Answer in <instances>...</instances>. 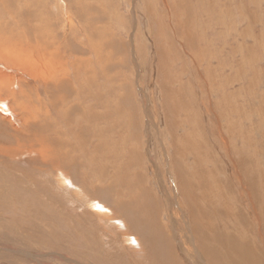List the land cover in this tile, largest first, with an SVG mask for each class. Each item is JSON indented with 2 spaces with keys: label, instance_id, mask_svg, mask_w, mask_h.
Returning <instances> with one entry per match:
<instances>
[{
  "label": "rangeland",
  "instance_id": "1",
  "mask_svg": "<svg viewBox=\"0 0 264 264\" xmlns=\"http://www.w3.org/2000/svg\"><path fill=\"white\" fill-rule=\"evenodd\" d=\"M0 29L65 70L0 61V264H264V0H0Z\"/></svg>",
  "mask_w": 264,
  "mask_h": 264
},
{
  "label": "bare ground",
  "instance_id": "2",
  "mask_svg": "<svg viewBox=\"0 0 264 264\" xmlns=\"http://www.w3.org/2000/svg\"><path fill=\"white\" fill-rule=\"evenodd\" d=\"M15 33H17V32H15ZM41 33L42 32H39V34L41 36H44ZM17 34L20 35L19 33H17ZM27 34H30V33H28V31H27ZM35 34L33 33V35H34L33 38H31V36H30L29 39L26 37L27 36L26 34H25L26 36L23 35V37H20L19 39H15L14 35H11L10 36V40H7V39L5 40V39L1 38V35H0V38H1V42H0V61L7 62L8 64L13 65V67L17 68L21 73L25 72L29 77L36 78L38 80L42 79V81L54 82V80L58 79V77H59L58 72L62 73V72H65V70L63 68L59 67V70L55 71L52 68L53 63H56V62H54L51 57L47 56V55H52V53L50 52L52 49L49 48V46L47 45L49 42L47 40V44L46 45L42 44L43 42L40 43L41 42L40 40H43V38L38 40V36L35 37ZM44 34H46V33H44ZM18 35H17V38H18ZM12 36L14 37L15 40H13V38L11 39ZM7 37H9V35ZM4 38H6V36ZM46 39H44V40H46ZM51 47H53V46H51ZM47 49L48 50L50 49L49 52L51 54H49L46 51ZM56 50H54L55 52L52 50L53 55H57L58 54L59 51L56 52ZM60 66L62 67L63 65H60ZM66 69H67V71L70 74L69 70L71 68L68 67ZM60 77H61V75H60ZM13 78L10 75H7L6 73H3L2 71H0V89H8V86H9L8 83H11ZM20 92L22 93L21 90H20ZM1 102H2V97L0 96V103ZM36 121H38V120H36ZM30 151H32V150H30ZM22 154H24V153H22ZM240 243H242V241ZM243 247H245V246L243 245ZM245 250H247V249L245 248ZM248 251H242V250L234 249L233 251L229 252L228 258H230L231 264L236 261V258L238 260L237 264H244L243 263L244 261H245L246 264H257L255 258H249V252ZM251 253L254 254L255 256L258 254L257 251H251Z\"/></svg>",
  "mask_w": 264,
  "mask_h": 264
}]
</instances>
